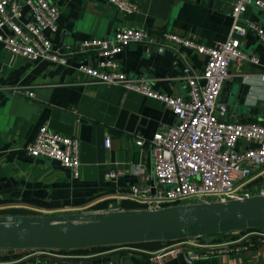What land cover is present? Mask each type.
<instances>
[{"label": "crops", "instance_id": "1", "mask_svg": "<svg viewBox=\"0 0 264 264\" xmlns=\"http://www.w3.org/2000/svg\"><path fill=\"white\" fill-rule=\"evenodd\" d=\"M131 1L136 3L137 12L123 15L107 0H54L59 17L53 45L57 49L72 48L89 38H111L115 30L125 28H142L155 39L164 32L175 33L208 47L228 36L234 37L245 54L257 57V64L232 63L222 87L228 99L222 104L225 109L219 120H264V44L250 31L238 34L232 30L233 0ZM247 22L264 27V11L248 5L237 23L245 27ZM0 33L8 34V30L0 29ZM180 54L152 44L135 43L124 47L117 60L120 71L133 79H143L155 92L185 96L183 60L201 70L205 58L185 48H180ZM95 60L86 55L70 60L67 66L32 62L10 55L0 45L1 216L105 212L112 207L124 210L133 203L121 195L132 186L151 183V147L146 143L140 151L135 140L150 141L176 119L159 101L119 86L89 84L77 65L94 64ZM13 88L32 92L34 97L14 93ZM43 125L78 140V178H73L56 161L31 158L21 150ZM106 135L111 138L109 148L104 146ZM255 147L254 142L241 141L237 149ZM136 167L140 173L136 170L135 174ZM112 171L123 173L110 180L108 175ZM247 189H264V165L250 176ZM86 205L90 208L78 211ZM259 234L213 236L214 241H235L242 236L239 245L247 248L198 260H185L179 253H172L197 252L175 242L70 250L63 253L64 264H150L154 254H162L166 264H264V230Z\"/></svg>", "mask_w": 264, "mask_h": 264}, {"label": "built area", "instance_id": "2", "mask_svg": "<svg viewBox=\"0 0 264 264\" xmlns=\"http://www.w3.org/2000/svg\"><path fill=\"white\" fill-rule=\"evenodd\" d=\"M233 1L232 30L238 34L250 31L264 44L263 26L247 22L245 27H241L237 23L250 4L264 11V0ZM107 3L123 15H132L138 9L131 0H107ZM58 17L59 10L54 0H0V29L8 30V34L0 33V45L12 56L58 66H67L70 60L80 56H94V64L77 65V70L87 76L89 84L119 86L159 101L176 119L173 125L155 133L150 141L142 138L135 140L140 151L146 143L151 147L154 181L153 184L132 186L124 196L121 195L122 198L132 202L136 209L158 210L264 196V189H247L250 176L264 165V120L228 122L219 120L216 115L217 102L232 63L248 61L257 64L255 55H247L241 50L238 39L228 36L224 41L208 47L196 39L175 33L164 32L155 39L142 28H125L115 30L111 38H89L72 48L57 49L52 36L58 30ZM135 43L168 48L178 56H182L180 48H185L205 58L201 70L183 60L181 78L187 86L185 96L155 92L143 79H133L120 71L117 56L124 47ZM12 92L34 97L32 92L19 91V88H13ZM241 141L254 142L257 147L239 151L237 146ZM110 144L111 138L106 135L105 148H109ZM21 150L31 158L56 161L69 170L73 178L79 176V144L74 137L61 135L43 125ZM136 170L141 172L136 167L135 174L138 173ZM122 173L112 171L108 178L115 179ZM89 208L86 205L78 211ZM109 211L119 210L112 207ZM230 233H242L244 237L260 235L256 230ZM244 237L235 241L197 237L179 241L176 245L197 250L188 255L191 260H198L245 250L247 246L239 245ZM58 251L19 250L9 253L4 250L0 257L7 258H0V264H64V252ZM180 252L172 251L176 254ZM149 261L150 264H166L162 254L152 255Z\"/></svg>", "mask_w": 264, "mask_h": 264}, {"label": "water", "instance_id": "3", "mask_svg": "<svg viewBox=\"0 0 264 264\" xmlns=\"http://www.w3.org/2000/svg\"><path fill=\"white\" fill-rule=\"evenodd\" d=\"M224 88L216 115L228 96ZM153 179L151 184H153ZM247 229L264 230V196L201 202L158 210H119L64 215H0V256L4 250H80L149 242L184 241ZM185 260L188 253H179Z\"/></svg>", "mask_w": 264, "mask_h": 264}, {"label": "trees", "instance_id": "4", "mask_svg": "<svg viewBox=\"0 0 264 264\" xmlns=\"http://www.w3.org/2000/svg\"><path fill=\"white\" fill-rule=\"evenodd\" d=\"M126 209L128 210H132V209H136L135 206H128ZM260 231L261 229H247V230H244V231ZM244 231H241V232H244ZM227 234V233H225ZM220 235V234H219ZM222 235V234H221ZM175 242H179V241H171V242H149V243H141V244H132V245H148V246H158V244H166V243H175ZM131 245V246H132ZM129 246V245H128ZM100 248H108V247H97V248H89V249H100ZM60 252H67V251H70V250H59ZM58 251V252H59ZM2 259H5L7 258V256H4V257H0Z\"/></svg>", "mask_w": 264, "mask_h": 264}, {"label": "rangeland", "instance_id": "5", "mask_svg": "<svg viewBox=\"0 0 264 264\" xmlns=\"http://www.w3.org/2000/svg\"><path fill=\"white\" fill-rule=\"evenodd\" d=\"M214 236H217V235H214ZM213 236H206V237H203V238H205V239H210V238H212Z\"/></svg>", "mask_w": 264, "mask_h": 264}]
</instances>
